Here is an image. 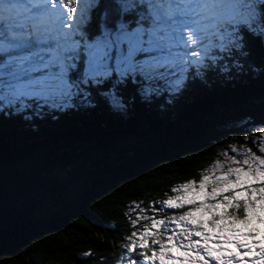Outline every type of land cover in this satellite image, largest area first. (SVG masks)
Wrapping results in <instances>:
<instances>
[{
  "label": "trees",
  "instance_id": "obj_1",
  "mask_svg": "<svg viewBox=\"0 0 264 264\" xmlns=\"http://www.w3.org/2000/svg\"><path fill=\"white\" fill-rule=\"evenodd\" d=\"M113 2L100 0L92 38L103 5ZM127 20L134 25L135 14ZM248 41L247 57L217 51L202 76L190 69L179 93L158 80L159 91L146 97L142 78L114 76L82 85L69 103L0 111V264H116L138 229L129 203L152 205L158 219L183 211L160 202L264 128V43ZM78 67L73 79L82 60Z\"/></svg>",
  "mask_w": 264,
  "mask_h": 264
},
{
  "label": "snow or ice",
  "instance_id": "obj_2",
  "mask_svg": "<svg viewBox=\"0 0 264 264\" xmlns=\"http://www.w3.org/2000/svg\"><path fill=\"white\" fill-rule=\"evenodd\" d=\"M100 7V0H0V111L19 114L34 100L59 106L82 93V85L114 76L142 78L146 97L159 91L158 80L179 93L190 69L202 76L213 50L247 57L248 37L264 43V0H114L103 5L92 38ZM81 60L82 74L73 79ZM113 102L123 107L118 97ZM259 132L261 155L233 146L243 159L216 160L198 183L171 189L174 195L160 203L179 214L157 219L160 210L152 205V216L139 204L130 207L137 212L130 216L134 228L148 222L126 237L120 264L125 258L138 264L133 253L139 264H247L248 256L264 264V128Z\"/></svg>",
  "mask_w": 264,
  "mask_h": 264
},
{
  "label": "rangeland",
  "instance_id": "obj_3",
  "mask_svg": "<svg viewBox=\"0 0 264 264\" xmlns=\"http://www.w3.org/2000/svg\"><path fill=\"white\" fill-rule=\"evenodd\" d=\"M205 43H207V39L204 41ZM177 51H181V52H183L184 50L183 49H179V50H177ZM190 51H192V49H189V52ZM217 51H219L218 49H216V50H213V52L210 54V57L208 58V59H211V57L212 56H220V52H217ZM207 60V59H206ZM206 60L204 61V63L206 62ZM211 60H213V59H211ZM82 65H83V61H82ZM36 75H39V73H37ZM144 87H145V85H144ZM113 96L114 95H111V100H112V103H114L113 102ZM116 97V96H115ZM71 98L72 97H70V98H67V99H65L64 101H62V102H60V101H57V104H59V103H66V102H70L71 101ZM43 101V100H42ZM120 101V100H119ZM49 102H51V101H49ZM64 105V104H63ZM259 129H261V127H255L254 129H253V131H255V134L253 135V137H252V142H253V144H245V143H237V144H233V145H230V147L228 148V149H226V150H224V151H222L221 152V155H220V157L219 158H216L215 160H214V162L216 161V160H220L221 162H226L227 161V159H228V157H235L236 159H243V157L241 156V155H238L236 152H234L233 151V146H236L239 150H243L244 148H247V149H251V151L253 152V153H255V154H257V155H261V153L259 152V150H258V147H259V143H260V132H259ZM225 153H227V157L224 155ZM226 166H227V164H226ZM211 167V166H210ZM209 167V168H210ZM217 174H219V173H217ZM199 182V180L197 181V183ZM171 195H174V193H172ZM169 196V195H168ZM167 196V197H168ZM167 197L166 198H164V199H167ZM163 199V200H164ZM135 204H139L140 205V207L141 208H144V209H146L147 210V212H146V215L147 216H152L153 215V211H152V209H150L149 207H145L143 204H141V203H139V202H136V201H132L131 203H129V205L127 206V210H128V212H129V209H130V207H132V206H134ZM129 214H131V217H133V219L135 218V216L137 215V212L136 211H133V212H129ZM156 218H157V216H156ZM158 219V218H157ZM143 222L144 223H146V222H148V221H146V220H144V221H141L140 222V224L139 225H137L136 226V228H139L142 224H143ZM249 243H251V241H249ZM225 247H229V246H225ZM259 247V245H257V248ZM122 256H125V257H127V253H126V250L124 249L123 250V254L119 257V258H117V262H116V264H120V260H121V257ZM132 259L133 260H136V257H135V255H134V253L132 254ZM138 264H139V261L141 260V257H139L138 256ZM246 260H247V264H252V261L253 260H258V257L257 256H248V257H246ZM123 264H127V259L125 258V260L123 261Z\"/></svg>",
  "mask_w": 264,
  "mask_h": 264
}]
</instances>
